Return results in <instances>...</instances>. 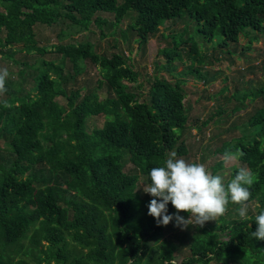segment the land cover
Here are the masks:
<instances>
[{"label": "trees", "instance_id": "obj_1", "mask_svg": "<svg viewBox=\"0 0 264 264\" xmlns=\"http://www.w3.org/2000/svg\"><path fill=\"white\" fill-rule=\"evenodd\" d=\"M185 12L205 40L221 35L222 47L237 48L242 36L252 45L259 39L251 34L264 33V0H0V58L21 65L18 79L9 78L13 90L0 98V264H264V240L250 234L259 208L249 215L252 221H242L240 206L230 202L223 216L196 228L189 254L179 262L184 242L166 237L174 221L158 226L148 215L152 198H141L136 190L139 176L148 186L150 170L163 166L171 152L177 158L188 154L182 139L190 128L183 80L171 82L156 71L147 92L139 93L140 73L124 51L109 55L89 40L48 48L38 45L35 34L38 25L60 21L78 30L95 23L103 30L107 19L99 13L113 14L115 27L135 13L121 31L125 39L133 34L141 51L166 21ZM183 43L177 37L173 48L163 50V69L174 68L178 54L182 60ZM22 51L39 57L33 63L14 58ZM48 52L56 58L44 59ZM190 53L196 55L192 46ZM67 60L73 73L65 72ZM86 62L98 68L96 87L105 90L82 93L81 87L68 86ZM194 67L192 62L190 74L203 75ZM28 70L31 77L24 74ZM250 95L236 97L242 108L264 89ZM98 115L104 116L103 125L87 130V119ZM246 128L216 153H243L237 160L254 173L247 203L264 208V108ZM225 169L222 158L212 175L222 177ZM239 169L232 167L225 185ZM167 207L176 212L170 202Z\"/></svg>", "mask_w": 264, "mask_h": 264}, {"label": "rangeland", "instance_id": "obj_2", "mask_svg": "<svg viewBox=\"0 0 264 264\" xmlns=\"http://www.w3.org/2000/svg\"><path fill=\"white\" fill-rule=\"evenodd\" d=\"M101 17L107 19V24L102 30L97 24H92L89 30H78L76 26H70L65 21H60L55 25H38L35 27V34L39 46L50 48L51 46L62 43H70L75 41L89 40L95 44L96 50L107 52L109 55L114 52L124 51L127 55L134 59V67L140 73L139 83H143V87H138L136 92L146 93L150 82L156 71L159 75L175 82L176 79L183 80V86L187 98L186 107L189 110L190 128L182 134V139L187 146V156L180 158L185 161L199 162L205 164L208 171L213 173V166L223 157L217 154V150L222 147L225 142L239 138L248 130L246 126L249 124L250 117L257 111L264 108V95L254 98L252 101L246 102V107L241 106L238 98L243 97L246 93L259 92L264 89V33L251 34L257 36L259 41L250 45L247 37L242 36L239 44L236 46L228 44L223 46V38L217 35L214 41L205 40L198 33V25L191 18L188 12L183 13L180 19L166 21L160 30L153 35L146 49L139 51L134 35H129V39H125L121 29L134 21L135 13H131L117 27L112 25L114 15L111 13H99ZM104 33V35L102 34ZM106 34V35H105ZM177 37H182L185 42L179 49L182 54L175 56L174 68L163 69L166 64V55L163 53L165 48H173ZM195 50L196 55L190 53ZM245 49V50H243ZM50 51V50H49ZM180 53V52H179ZM1 56V55H0ZM39 57L37 52L26 54L23 51L14 54V58H27L28 62H34ZM44 59L56 58L54 53H46ZM198 57L199 60H195ZM203 57V60H202ZM194 62L195 67H199L203 75H193L189 72V67ZM85 70L75 76L68 86L75 88L81 87L84 93L88 89L95 88L97 91L105 90V87L97 88L96 79L99 77L98 68L86 62ZM19 63L12 62L9 58H0V69L7 68L9 77L6 81L7 90H13L8 83L9 78L18 79ZM198 69V68H197ZM66 71L73 73L70 61H66ZM25 76L31 77L32 71L28 70ZM214 77V78H213ZM205 81H204V80ZM29 80L24 86H29ZM16 89V88H15ZM235 95V97H233ZM5 93L0 95L4 98ZM251 96V95H250ZM61 104H65L63 98H58ZM239 108V109H236ZM236 110V112H233ZM224 112L222 118L217 117L211 120L213 115L218 112ZM104 116H91L87 119L86 128L91 130L94 127H101L104 123ZM207 126H201L203 122L209 121ZM201 127L198 129L197 127ZM1 144L5 146L2 141ZM226 169L222 176L223 181L228 179L233 166L247 167L241 164L237 159L225 161ZM131 168V165L127 166ZM143 187H147L144 176H139L137 192L141 198H152L143 191ZM256 203L248 205V214L256 212ZM186 218V217H185ZM214 221H207L204 226H208ZM197 229L189 226L185 230H181L173 225L172 229L167 230L166 237L178 243L177 237L184 242L182 253L177 261H181L188 253L187 245L190 236L196 233ZM70 241V246L73 245ZM31 264H34L30 260ZM45 264V262H42ZM52 264H56L52 261ZM215 264V263H213Z\"/></svg>", "mask_w": 264, "mask_h": 264}, {"label": "clouds", "instance_id": "obj_3", "mask_svg": "<svg viewBox=\"0 0 264 264\" xmlns=\"http://www.w3.org/2000/svg\"><path fill=\"white\" fill-rule=\"evenodd\" d=\"M8 77V69H0V95L7 92ZM242 155V152L232 153L226 150L223 159L226 162L232 161ZM149 177L151 183L143 187V191L152 197L147 205L148 215L156 220L158 226H167L174 221V226L181 230L189 226L202 228L207 221H216L223 216L230 202L240 206L238 215L242 221H252L247 203L254 183V173L250 168L241 167L225 185L223 178L212 175L205 164L189 163L177 158L173 151L163 166L150 170ZM169 202L176 212H168ZM256 207L260 209L254 219L257 227L250 234L257 240H264V208L259 204ZM180 212L188 213V216L185 218Z\"/></svg>", "mask_w": 264, "mask_h": 264}]
</instances>
